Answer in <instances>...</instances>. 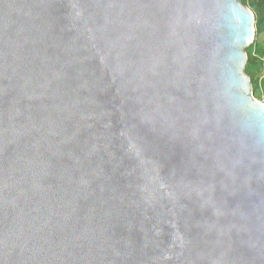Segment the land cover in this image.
<instances>
[{
	"label": "water",
	"instance_id": "water-1",
	"mask_svg": "<svg viewBox=\"0 0 264 264\" xmlns=\"http://www.w3.org/2000/svg\"><path fill=\"white\" fill-rule=\"evenodd\" d=\"M241 0H0V264H264V104Z\"/></svg>",
	"mask_w": 264,
	"mask_h": 264
},
{
	"label": "trees",
	"instance_id": "trees-1",
	"mask_svg": "<svg viewBox=\"0 0 264 264\" xmlns=\"http://www.w3.org/2000/svg\"><path fill=\"white\" fill-rule=\"evenodd\" d=\"M246 5L254 17V32L259 33L264 30V0H241ZM246 64L245 73L249 76L252 88V95L258 98L261 94L260 86L264 88V39L261 42L252 41L245 49Z\"/></svg>",
	"mask_w": 264,
	"mask_h": 264
},
{
	"label": "rangeland",
	"instance_id": "rangeland-1",
	"mask_svg": "<svg viewBox=\"0 0 264 264\" xmlns=\"http://www.w3.org/2000/svg\"><path fill=\"white\" fill-rule=\"evenodd\" d=\"M263 39H264V30L261 31V32H259V33H255L254 32L253 40L252 41L261 42ZM259 90L261 91V94L256 99H259L260 100L261 98H264V88H263V86H260L259 87Z\"/></svg>",
	"mask_w": 264,
	"mask_h": 264
},
{
	"label": "built area",
	"instance_id": "built-area-1",
	"mask_svg": "<svg viewBox=\"0 0 264 264\" xmlns=\"http://www.w3.org/2000/svg\"><path fill=\"white\" fill-rule=\"evenodd\" d=\"M263 75H264V72H262V73L260 74L259 79H260ZM257 100H259V99H257ZM259 101H260L261 103L264 104V98H261Z\"/></svg>",
	"mask_w": 264,
	"mask_h": 264
}]
</instances>
